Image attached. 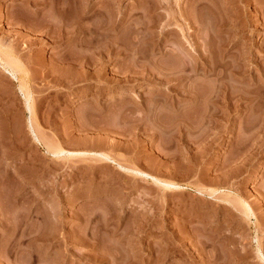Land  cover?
<instances>
[{"label":"rangeland","instance_id":"obj_1","mask_svg":"<svg viewBox=\"0 0 264 264\" xmlns=\"http://www.w3.org/2000/svg\"><path fill=\"white\" fill-rule=\"evenodd\" d=\"M158 42L226 68L174 101ZM0 47V264H264V0H0Z\"/></svg>","mask_w":264,"mask_h":264},{"label":"bare ground","instance_id":"obj_2","mask_svg":"<svg viewBox=\"0 0 264 264\" xmlns=\"http://www.w3.org/2000/svg\"><path fill=\"white\" fill-rule=\"evenodd\" d=\"M80 19V18H79ZM69 26V25H68ZM61 27V26H60ZM72 27V26H71ZM80 27V26H79ZM48 28V27H47ZM58 28H59V26H58ZM73 28V27H72ZM67 29V28H66ZM65 29V30H66ZM92 29V28H91ZM68 30V29H67ZM73 30V29H72ZM61 31V30H60ZM93 31V30H92ZM90 32V33H92L93 34V32ZM64 34H65V32H63ZM74 33V32H73ZM91 36V35H90ZM141 38V37H140ZM143 39V38H142ZM141 39V40H142ZM141 40H140V42H141ZM205 40V39H204ZM136 41V40H135ZM163 41V40H162ZM165 41V40H164ZM207 41V40H206ZM206 41H205V43H206ZM111 42V41H110ZM114 43H115V41H113ZM138 42V41H137ZM137 42H134L135 44L137 43ZM139 45V44H138ZM162 45V42H158L157 44H156V47H158L159 49L162 47L161 46ZM205 45V44H204ZM109 45H107V47H108ZM110 46H112V45H110ZM109 46V47H110ZM120 46V45H119ZM154 46V45H153ZM138 47V46H137ZM142 47V46H141ZM1 48V47H0ZM130 48H132V47H130ZM109 49V48H108ZM153 49V48H152ZM138 50V49H137ZM178 49H176V51H177ZM208 50V49H207ZM206 50V51H207ZM108 51V50H107ZM106 51V52H107ZM115 51V50H114ZM160 51L161 52H163L164 50H163V47L160 49ZM160 52V53H161ZM134 54H136V52H133ZM145 53V52H144ZM144 53H142V54H144ZM178 53V52H177ZM177 53H175V50L173 51L172 49H167V51H164L163 52V54H162V57H166V59H168L167 57H169L170 55L171 56H173V55H176L178 58H181V57H179L178 55H179V53L177 54ZM204 53V52H203ZM202 53V54H203ZM212 53V52H211ZM138 54L140 55L141 53H139L138 52ZM137 54V55H138ZM147 54V53H146ZM145 54V55H146ZM169 54V56H166V55H168ZM191 54V53H190ZM201 54V53H200ZM202 54L201 55H199L198 57H197V60L195 61L194 59H190L189 57H187V58H181L183 61H184V63H182L181 65H182V67L181 66H178V67H181V68H177V69H179V70H177L176 72L174 71V70H176V69H174L172 72H169L170 70H172L175 66L174 65H172V66H174V67H172L171 65H169L168 64V61H169V59L168 60H166L167 61V63L163 60H161V61H155L154 60V57H156L155 55H154V53H152L151 55H150V53H148L147 55H148V59L147 58H145V57H142V56H139L136 60H137V64H134L133 66H136V68L135 69H137V65H138V67H139V70H140V67L142 68V69H149L150 67V69H153V70H155L156 71V69L157 70H159V69H165V70H169L168 71V73H165V71H164V73H165V75L163 76L164 77V79L162 78V76L161 75H158L159 76V78H160V76H161V80L163 79V80H165L164 82H166L165 84H170L171 85V87H175V88H177V89H173V93L172 94H170V96H171V98H173L174 99V101H178V98H181L180 97V95L182 96V95H184V96H187V97H190L192 100H193V102L194 101H196V100H198L199 98H198V92H197V83L195 84V80H192V73L191 74H189L190 72H193L194 73V71H196V69L198 68V67H201L202 69L201 70H203L204 69V71L206 70H208V69H213V68H215V65L214 64H216L217 65V63L218 62H216V60L217 59H219V58H215L214 57V55L212 56L211 54V57L212 58H209V55H208V57L206 56H204V57H202ZM136 55V56H137ZM181 55V54H180ZM205 55V54H204ZM66 56V55H65ZM189 56H191L192 57V54L191 55H189ZM161 57V56H160ZM64 58V57H63ZM189 58V59H188ZM194 58V57H193ZM214 58H215V60H214ZM221 58V57H220ZM77 59V58H76ZM171 59V58H170ZM0 60H1V58H0ZM75 60V59H74ZM73 60V61H74ZM174 60V59H173ZM176 60H178V59H176ZM193 60H194V62H193ZM64 61V60H63ZM83 61V60H82ZM179 61V60H178ZM217 61H220L219 63L220 64H223L224 65V67L226 68V65H227V63H226V65L223 63V61L222 60H217ZM6 63V62H5ZM132 63V62H131ZM135 63H136V61H135ZM170 63V62H169ZM0 64H2V62L0 63ZM78 64V63H77ZM80 64V63H79ZM180 64V63H179ZM8 65V64H7ZM132 65V64H131ZM219 65V64H218ZM217 65V66H218ZM223 65H221L222 67H223ZM1 66H3V65H1ZM4 66H6V65H4ZM9 66V65H8ZM171 66V67H170ZM122 67V66H121ZM126 67V66H125ZM129 67V66H128ZM177 67V66H176ZM175 67V68H176ZM7 68V67H6ZM5 68V69H6ZM130 68V67H129ZM218 68V67H217ZM225 68H224V70H225ZM9 69V72L13 75V77L15 76V73H14V71L13 70H10V68H7V70ZM11 69H12V67H11ZM131 69V68H130ZM141 69V70H142ZM149 69V70H150ZM216 69V68H215ZM145 70V71H146ZM162 70V71H163ZM217 70V69H216ZM223 70V71H224ZM134 71V70H133ZM161 71V72H162ZM190 71V72H189ZM212 71H215L214 69L212 70ZM236 71V70H235ZM137 72H139V73H142V71L140 72V71H137ZM147 72H149V71H147ZM161 72H160V70H159V73L161 74ZM189 72V73H188ZM152 73H154V72H152ZM152 73H149V75L151 74V75H153ZM155 73H157V72H155ZM163 73V72H162ZM220 73V72H219ZM222 73V72H221ZM220 73V74H221ZM224 73H225V71H224ZM236 73V72H235ZM138 74V73H137ZM158 74V73H157ZM138 75H140V74H138ZM187 76L188 78H185V77ZM221 76V75H220ZM152 76H150V78H151ZM155 77V76H154ZM181 77H183V78H181ZM158 78V79H159ZM180 78L182 79V80H180ZM148 79V78H147ZM188 81H187V80ZM218 79H219V77H218ZM150 80V79H149ZM162 80V81H163ZM189 80H190V83H189ZM207 80V79H206ZM220 81L222 80V78H220L219 79ZM122 81V80H121ZM172 81L174 82V81H176L175 83H172ZM185 81L186 82H188V83H185ZM202 81H204V80H202ZM220 83H222V82H220ZM199 84V83H198ZM202 84V83H201ZM224 85V84H223ZM203 86V85H202ZM217 87H219V86H217ZM222 88V87H221ZM224 88H226V86L224 85V87L222 88L223 90H224V93H225V90L227 89H224ZM218 90H219V88H217ZM221 89V90H222ZM223 90H222V92H223ZM201 91V90H200ZM216 92H221V91H217L216 90ZM215 92V93H216ZM221 92V93H222ZM198 93V94H197ZM221 93L219 94H217L218 95V97L217 96H211V97H213L214 99H216V101L218 102V101H223L224 99H222L221 100ZM226 94V93H225ZM211 95V94H210ZM225 97L227 96V95H224ZM210 97V98H211ZM217 97V98H216ZM198 98V99H197ZM223 98V97H222ZM218 99V100H217ZM226 99V98H225ZM165 100V99H164ZM180 100V99H179ZM31 101V100H30ZM162 101V100H161ZM225 101V100H224ZM29 102V101H28ZM28 102H26L27 104H28ZM218 104V103H217ZM28 105H30V103L28 104ZM168 112V111H167ZM188 112V111H187ZM216 113V112H215ZM193 114V113H192ZM213 114V113H212ZM47 118V117H46ZM31 122V121H30ZM51 122V121H50ZM33 127V126H32ZM31 127V128H32ZM33 129V128H32ZM36 130V129H35ZM33 132V131H32ZM35 133L34 134H36V131H34ZM37 135V134H36ZM40 136V135H39ZM34 137H35V135H34ZM38 138V137H37ZM37 138H35L36 140H37ZM44 140V139H43ZM6 141V140H5ZM10 141V140H9ZM38 141V140H37ZM6 144V143H5ZM7 145H8V143H7ZM5 148V147H4ZM47 149H52V148H49V147H47ZM6 152H7V150H6ZM52 152V151H51ZM54 153H55V155H56V153H58V152H60V151H53ZM59 154V153H58ZM5 157V156H4ZM7 157V156H6ZM5 157V158H6ZM107 157V156H106ZM191 166V165H190ZM249 210V209H248ZM218 232V231H217ZM216 235V234H215ZM218 235V234H217ZM167 239V238H166ZM201 240V239H200ZM261 244V243H260ZM259 244V245H260ZM259 247V246H258ZM235 248V247H234ZM234 248H232V249H234ZM260 248H261V246H260ZM262 249V248H261ZM260 249V251H259V254H260V256H262L263 255V253H262V250ZM168 252V251H167ZM235 254V253H234ZM236 256V255H235ZM217 257V256H216ZM234 260V259H233ZM213 261V260H212ZM221 261V260H220ZM29 264V263H28Z\"/></svg>","mask_w":264,"mask_h":264}]
</instances>
